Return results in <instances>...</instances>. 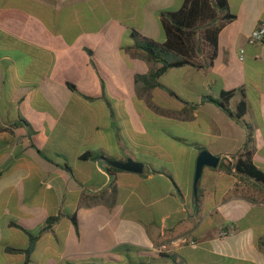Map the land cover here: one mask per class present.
<instances>
[{"label": "crops", "instance_id": "0c3cea01", "mask_svg": "<svg viewBox=\"0 0 264 264\" xmlns=\"http://www.w3.org/2000/svg\"><path fill=\"white\" fill-rule=\"evenodd\" d=\"M227 2L216 45L197 29L154 77L131 32L164 41L184 0H0V264H264V186L225 168L247 146L264 173V0ZM230 90L241 122L206 98Z\"/></svg>", "mask_w": 264, "mask_h": 264}, {"label": "trees", "instance_id": "16d2710c", "mask_svg": "<svg viewBox=\"0 0 264 264\" xmlns=\"http://www.w3.org/2000/svg\"><path fill=\"white\" fill-rule=\"evenodd\" d=\"M157 13L161 30L165 36L164 41L151 39L139 34L135 30L131 32L134 38V46L143 50L149 58L162 63L160 67L152 71L151 74L154 77L159 76L167 67L191 63L186 56H188L187 52L189 49L191 51L194 49V34L197 29H202V37L208 41L211 47H214L221 25L228 19L235 17L234 14L228 11L227 0H184L183 5L177 9L163 8L158 10ZM215 20H219V24L214 26L212 23ZM171 52L185 57L169 60L168 55ZM213 56L214 51L209 56L210 61L213 59ZM68 85L72 89H75L71 83H68ZM233 93V90L223 91L218 98H212L211 96H206V98L217 103L222 109L241 122L245 112V103L241 100L238 102L235 110H230L228 102ZM250 137L251 133L248 130V139ZM84 155L91 156L92 154L88 151ZM225 168L240 179H252L254 183L264 186V173L253 163L252 151L247 146L236 155L232 162L228 161ZM159 255L169 257L166 259L172 261L175 260L172 254L159 252ZM239 264L249 263L241 262Z\"/></svg>", "mask_w": 264, "mask_h": 264}, {"label": "water", "instance_id": "95a60500", "mask_svg": "<svg viewBox=\"0 0 264 264\" xmlns=\"http://www.w3.org/2000/svg\"><path fill=\"white\" fill-rule=\"evenodd\" d=\"M106 162L116 168L131 170L140 172L142 170V163L137 162L131 158H127L125 161H117L115 159L107 158ZM219 161V156L213 155L207 151H201L197 156L195 163V172L193 177V191L196 194L197 182L200 178L203 166L207 165L210 167H216Z\"/></svg>", "mask_w": 264, "mask_h": 264}, {"label": "built area", "instance_id": "2783aa9c", "mask_svg": "<svg viewBox=\"0 0 264 264\" xmlns=\"http://www.w3.org/2000/svg\"><path fill=\"white\" fill-rule=\"evenodd\" d=\"M264 41V24L258 23L249 33L248 35V42L254 43V42H262ZM240 52H243V50H240ZM220 235H226V230H220Z\"/></svg>", "mask_w": 264, "mask_h": 264}, {"label": "rangeland", "instance_id": "374dc122", "mask_svg": "<svg viewBox=\"0 0 264 264\" xmlns=\"http://www.w3.org/2000/svg\"><path fill=\"white\" fill-rule=\"evenodd\" d=\"M216 217H217V215H216ZM211 218H212V215L210 216L208 214H205L204 217H203L202 227H206V226L211 225ZM214 218H215V215H214ZM186 251H187V249H183V250H181L180 253H185ZM188 260H190V262H189L190 264H192V262H193L192 260H199L197 262H199L200 264H204V262H202L200 260V258H188ZM224 264H226V263H224Z\"/></svg>", "mask_w": 264, "mask_h": 264}]
</instances>
